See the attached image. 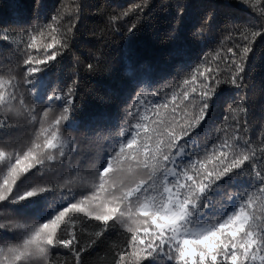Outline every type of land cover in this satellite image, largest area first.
I'll return each instance as SVG.
<instances>
[{
  "label": "snow or ice",
  "instance_id": "obj_1",
  "mask_svg": "<svg viewBox=\"0 0 264 264\" xmlns=\"http://www.w3.org/2000/svg\"><path fill=\"white\" fill-rule=\"evenodd\" d=\"M152 2L102 0L91 32L97 44L86 57L75 48L84 0H55L43 19L47 5L33 0L31 23L0 26V264H264V120L253 134L249 94L264 43V0H234L251 21L229 20L199 62L163 90L139 87L118 125L78 126L82 74L111 71L107 47L136 30ZM185 11L175 7L163 42L176 37ZM213 15L192 34L209 33ZM65 55L70 79L45 85L41 95L38 81ZM222 86L235 97L201 143L196 130ZM99 98L107 103L111 94ZM88 150L94 155L84 159ZM241 174L248 186L220 197L236 198V207L204 229L188 227L212 208L213 186L219 191L225 177ZM50 192L46 217L28 207ZM100 245L105 258L89 260Z\"/></svg>",
  "mask_w": 264,
  "mask_h": 264
},
{
  "label": "trees",
  "instance_id": "obj_2",
  "mask_svg": "<svg viewBox=\"0 0 264 264\" xmlns=\"http://www.w3.org/2000/svg\"><path fill=\"white\" fill-rule=\"evenodd\" d=\"M55 0H44L47 8L41 9L40 18L43 19ZM102 0H84V12L78 25L80 29L79 40L75 45L79 55L86 57L87 51L97 44L96 38L91 35L93 29L99 24L94 9ZM131 0H109V4L126 6ZM184 5L186 8L184 17L179 26L176 37L167 42L162 41V36L170 30L175 19V7ZM167 7V11H164ZM17 9L22 13L17 16ZM214 10L213 19L210 21L209 33L203 38L194 36L192 33L200 26L204 16ZM148 17L143 20L137 29L124 38L120 34L114 37V42L107 47V60L111 65L110 72L96 75L82 74L83 101L81 109L76 114L78 126L82 129L87 125L95 127L97 124L106 126L118 125L123 117V109L139 87H145L149 91L163 90L164 85L180 74L186 73L199 62L204 52L209 50L217 41L224 25L229 21L247 23L253 18V14L247 8L238 6L234 0H167V5L162 0H153L152 6L146 11ZM19 19L22 23H31L33 14V0H0V26H7L14 20ZM257 60L255 71L252 76L253 87L249 94L253 97L250 101L251 119L253 121L252 133L255 134L260 128V121L264 120V43L258 42L256 47ZM58 68L47 69L42 80L38 81L41 95L45 94V85L53 82L64 83L68 76V69L72 66L70 56L65 55L60 59ZM146 83H141L145 81ZM111 94L110 102L104 103L100 95ZM235 97V90L230 86H222L213 103L210 106V119L202 128L196 130L199 133L197 139L202 143L209 139V133L219 123L226 107L228 98ZM230 102V101H228ZM102 117V119H95ZM72 129H70L71 131ZM195 146L190 147L192 151ZM93 150L84 154V159L91 158ZM220 190L213 186L209 193L213 197V206L210 210L200 211L190 218L188 227L205 223L212 225L214 221L225 218L237 204L236 198L231 201L220 200L223 193L238 191L248 186L249 177L246 175H233L225 177L221 182ZM56 193L50 192L38 198V204L29 205L30 209H38L40 216H47L51 211ZM220 203L216 204L215 201ZM223 205V206H221ZM2 210V209H0ZM35 214V213H31ZM11 235V234H9ZM116 231L109 236L114 238ZM114 241H109L112 243ZM101 248V249H100ZM106 246L100 245L88 259L95 261L97 255L105 258ZM148 264H160V261H149Z\"/></svg>",
  "mask_w": 264,
  "mask_h": 264
},
{
  "label": "rangeland",
  "instance_id": "obj_3",
  "mask_svg": "<svg viewBox=\"0 0 264 264\" xmlns=\"http://www.w3.org/2000/svg\"><path fill=\"white\" fill-rule=\"evenodd\" d=\"M205 226H210V225H208V224H205V223L201 222V223H198V225H196V226H193V227H191V228L204 229V228H205Z\"/></svg>",
  "mask_w": 264,
  "mask_h": 264
}]
</instances>
